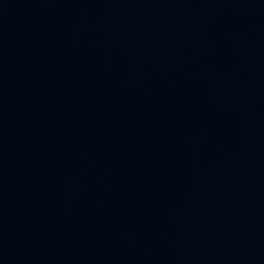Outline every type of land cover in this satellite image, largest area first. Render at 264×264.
Masks as SVG:
<instances>
[{"label":"water","instance_id":"1","mask_svg":"<svg viewBox=\"0 0 264 264\" xmlns=\"http://www.w3.org/2000/svg\"><path fill=\"white\" fill-rule=\"evenodd\" d=\"M0 264H264V0H0Z\"/></svg>","mask_w":264,"mask_h":264}]
</instances>
